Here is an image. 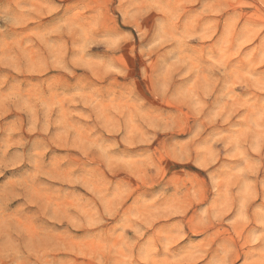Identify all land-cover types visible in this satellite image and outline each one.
<instances>
[{"label":"clouds","instance_id":"9594fccd","mask_svg":"<svg viewBox=\"0 0 264 264\" xmlns=\"http://www.w3.org/2000/svg\"><path fill=\"white\" fill-rule=\"evenodd\" d=\"M0 264H264V0H0Z\"/></svg>","mask_w":264,"mask_h":264}]
</instances>
